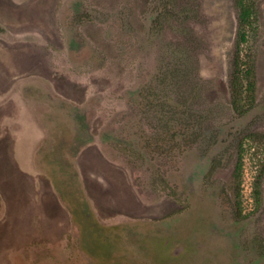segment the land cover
<instances>
[{
	"label": "rangeland",
	"instance_id": "rangeland-1",
	"mask_svg": "<svg viewBox=\"0 0 264 264\" xmlns=\"http://www.w3.org/2000/svg\"><path fill=\"white\" fill-rule=\"evenodd\" d=\"M251 1L239 40L236 0H0V264H109L126 233L146 264H264ZM67 160L84 211L53 183Z\"/></svg>",
	"mask_w": 264,
	"mask_h": 264
},
{
	"label": "trees",
	"instance_id": "trees-1",
	"mask_svg": "<svg viewBox=\"0 0 264 264\" xmlns=\"http://www.w3.org/2000/svg\"><path fill=\"white\" fill-rule=\"evenodd\" d=\"M238 6L239 40L246 39L245 26L252 24L253 2L251 0H236ZM246 67V72L252 73L251 69ZM54 185L59 188V194L63 203L68 209L70 207H89L88 200L82 187V182L73 163L65 161L63 167L57 170L53 176ZM71 186L73 190L66 189Z\"/></svg>",
	"mask_w": 264,
	"mask_h": 264
},
{
	"label": "flooded vegetation",
	"instance_id": "flooded-vegetation-1",
	"mask_svg": "<svg viewBox=\"0 0 264 264\" xmlns=\"http://www.w3.org/2000/svg\"><path fill=\"white\" fill-rule=\"evenodd\" d=\"M195 206H196V204H194L193 207H195ZM82 210L84 211L85 209L82 208ZM87 215H88V217L91 216L89 214H87ZM93 224H94V222H93ZM219 228L220 229H218V230H210V233H212L216 237L223 236L222 235L223 234L222 227H219ZM100 229H101V227H99V226L96 227V229H95L96 231L94 232L95 236L92 237V242H93L95 248H97V249L104 248L101 245L102 242L100 241V239H101ZM143 236H144V234H140L134 239L128 233H126L124 235H120V236L106 235L105 239L108 240L107 241V243H108L107 248L110 249V255H109V257H107L105 259H108L109 264H146L148 256H145L144 254L139 255V254H137V252H133V250L132 251L129 250L131 247H133L132 245H134V244L136 245L137 240L142 238ZM221 239H222V237H221ZM192 240H193V243L195 245L199 244V240H197V238H196V232L192 234ZM221 243L223 244V242H221ZM200 247H202V246H200ZM92 255H95V253L93 252ZM132 259H133V261H132ZM105 263H106V261H105ZM97 264H99V263H97Z\"/></svg>",
	"mask_w": 264,
	"mask_h": 264
},
{
	"label": "crops",
	"instance_id": "crops-1",
	"mask_svg": "<svg viewBox=\"0 0 264 264\" xmlns=\"http://www.w3.org/2000/svg\"><path fill=\"white\" fill-rule=\"evenodd\" d=\"M0 217H1V215H0Z\"/></svg>",
	"mask_w": 264,
	"mask_h": 264
}]
</instances>
